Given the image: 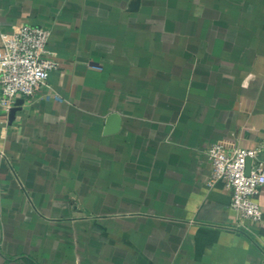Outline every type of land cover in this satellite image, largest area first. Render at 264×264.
Here are the masks:
<instances>
[{
	"label": "crops",
	"instance_id": "0c3cea01",
	"mask_svg": "<svg viewBox=\"0 0 264 264\" xmlns=\"http://www.w3.org/2000/svg\"><path fill=\"white\" fill-rule=\"evenodd\" d=\"M19 24L59 68L0 107V264H264V186L237 228L206 156L264 162V0H0Z\"/></svg>",
	"mask_w": 264,
	"mask_h": 264
},
{
	"label": "built area",
	"instance_id": "2783aa9c",
	"mask_svg": "<svg viewBox=\"0 0 264 264\" xmlns=\"http://www.w3.org/2000/svg\"><path fill=\"white\" fill-rule=\"evenodd\" d=\"M50 31L37 25L19 24L0 33V107L6 115L17 101L33 98L47 84L59 63L48 50ZM55 99H57L55 97ZM211 165L209 185L222 182L230 192L229 208L237 228L258 226L263 218L255 200L264 186V162L257 150L227 151L212 144L206 151ZM250 160L248 174L246 162Z\"/></svg>",
	"mask_w": 264,
	"mask_h": 264
},
{
	"label": "water",
	"instance_id": "95a60500",
	"mask_svg": "<svg viewBox=\"0 0 264 264\" xmlns=\"http://www.w3.org/2000/svg\"><path fill=\"white\" fill-rule=\"evenodd\" d=\"M21 102H22L21 100L17 101L15 104V107L10 110V113H9L10 119L14 117V114L18 110V107L20 106ZM107 123L109 124L110 128L107 130L106 133L111 134V133L116 132L117 127H119V123H120L118 115L111 114L107 119ZM249 168H250V160H247L246 168H245L246 175L248 174Z\"/></svg>",
	"mask_w": 264,
	"mask_h": 264
}]
</instances>
